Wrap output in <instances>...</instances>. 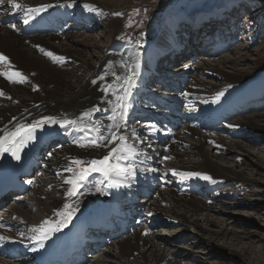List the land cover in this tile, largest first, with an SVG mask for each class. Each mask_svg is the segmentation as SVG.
<instances>
[{
	"label": "bare ground",
	"instance_id": "bare-ground-1",
	"mask_svg": "<svg viewBox=\"0 0 264 264\" xmlns=\"http://www.w3.org/2000/svg\"><path fill=\"white\" fill-rule=\"evenodd\" d=\"M16 2L20 3L22 7L26 6L28 8H38L41 5H47L48 7L39 13L26 17L24 11L15 9L9 0L0 3V53H3L10 61V63L0 62V91L3 92V94L0 95V115L4 116L0 118V136H4L7 132H12V127L17 128L18 125L31 124L46 116L56 117L61 121L75 120L77 124L76 126L69 125L57 130L39 141L34 149H31L30 153L34 152L37 156L41 157L40 160L36 161L38 164V181L44 179L43 177L41 178L40 175H48L52 170L56 171L60 176L53 186L56 187V190H60V195L58 197H52L46 204L43 209L45 210V217L40 224H36L29 220L27 210L18 206H12L13 204H10L1 211L0 237H4L5 239H0V264H24L27 262V259L28 262L33 264H56L54 262L56 253L65 251L69 245L78 246L83 242H85L88 247L85 249L82 260L77 264L87 263L90 254L95 252L92 249L93 245L100 243L105 246H116L118 248V253L113 254L119 259L118 261L120 264H128L131 262V259L138 261L137 258L142 259L137 262L138 264H148L146 260L151 258L154 264H166V259L164 258L166 254L165 249L159 246V240L148 235L151 232L149 228L154 224L152 218L160 220L165 216L164 213L169 211L178 218L185 220L184 213L186 211L180 213L178 209H186L187 207L195 212L194 214L191 213L194 219L192 217V219L189 220L196 226L201 228L199 219L207 218V215H205L208 209L207 204L200 203L195 197L193 198L190 196L188 192L189 189L186 187L188 183L194 185L195 181L206 179H204L202 175L184 178L179 174H207L212 178L210 180L212 184H217L223 180L229 179L227 176L231 174L235 177H243V172L229 171L227 167L213 159V156L216 157V155L212 150L208 148L205 149L204 143L206 141L215 142L216 137L213 138L214 136L212 137V134L210 135V133L199 130L196 121H192L186 125L185 131L183 129L174 131L172 128L169 129L165 125L161 127L147 124L149 127L147 132L150 133V135L155 136L158 133L166 134L168 138L167 142H169L171 146L172 143L175 142V146L168 157L172 166L169 171H165L155 165L156 162L149 157V154L141 152V145L145 142L143 140H146V138L137 136V133L134 131L128 133L129 135H125L122 122H115L112 119L114 116L116 118L119 117L118 113L120 112L117 106L111 107L122 97V93L128 84V78L133 76L134 73L137 86L132 90V95L129 97V103L132 107L128 110V115L130 116L134 113L141 112L140 110H145L149 115H151L150 112H154L155 114L162 112L158 108H163L165 105L160 100L166 101V99L161 97L157 91L147 88L145 81L154 73L158 74L155 68L156 60L160 59L170 48L174 47L175 53L181 54V50H179L182 47L180 44L181 38L174 33L176 22L167 23L164 28V34L157 37L155 44H152L144 53H139L136 45L131 41L124 43L116 42L110 47L103 49L104 58L101 57L98 63L92 64V56L87 57L85 52L82 51V48L88 41H95L94 45L97 48L101 47V45L98 46L95 35L88 34L94 30V28H87L89 32L86 31L83 35H79L74 39V41L79 44V47H74L73 44L60 41L62 34L57 31V28H59L61 31L65 29V32H69L68 28L70 29L71 26L64 28V26L60 27L56 24H63L66 21V25L68 26L67 19L69 16H73L72 13L69 15L68 13L75 5L79 8L77 13L78 18L88 22L95 17V13L100 11V5L103 4L97 0H16ZM103 2L106 3V0H103ZM222 11L223 10L217 8L214 10V13L198 12L187 16L186 18L188 22H190V27L187 29H192L191 26H195L196 28L203 25L205 26L206 24V26H208L212 19L222 15ZM74 16H76V13ZM6 19H11V21L15 22L10 25H5L4 21ZM25 19L28 20L27 23L24 22ZM12 25H15V28L11 27ZM37 25L53 33L48 32L49 34L46 36L41 35V33H39L41 30L37 28ZM23 28H25L24 31ZM212 29L213 28L209 27V29L207 28L206 30ZM28 31L32 32L30 33ZM203 32L204 30L201 31V29L194 31L189 30L188 34L197 35L199 39L188 38L185 44L195 47L194 49L200 48V51H204L203 49L206 47L207 39H203V36H205ZM68 38L70 39L73 37L70 36ZM208 43H210V39ZM212 43H214V41H212ZM227 43L228 41L220 42L219 39V43L215 44L217 46L216 51L219 52L226 48L225 44ZM73 52H75L81 60L74 57L73 55L75 54ZM47 53H52L53 55L49 56ZM174 57H176V55H174ZM75 58L81 62L76 65V68H85L86 71L90 72V75L88 74V76L82 77L75 69L69 70L67 68L69 62L77 61ZM168 59L171 60L170 57H168ZM190 60L191 59L186 60L182 64L183 66L169 73L173 75V77H179V75L183 73L188 75L189 72L198 70L197 64L192 63ZM234 62V60L223 61V63L226 64H233ZM198 65L203 67L204 64ZM204 68L208 69V73L222 74L220 71L215 70L219 69L217 66L211 67L208 65L207 67L206 65ZM231 68H235L234 65ZM15 71L23 73L24 76L27 77V80L23 82L13 81L9 80L7 76L3 74ZM185 75L183 77H185ZM154 77L155 76L152 78ZM74 78H76L77 84H74V81L72 83ZM247 78L250 77L244 76L241 72H237L230 75L229 80L231 82H239ZM258 80H248L249 86L240 88L243 90L246 89L247 92L251 89L250 85L254 86L258 84ZM36 83L42 85L41 93L35 91L34 86ZM165 85L167 88L172 89L174 93H177L176 95H170L171 99H177V97L186 95L183 99V105L184 107H190L193 112H184V114L190 113L196 118L205 116L209 113H219L223 108L222 105L225 104L227 99V90L221 91L223 95L220 96L218 100L216 99L217 95H207L206 85L199 93L197 92L198 87L193 88L191 85L186 87L182 84L179 85L173 82H166ZM260 87H264V79L260 82ZM105 89H107V91H105ZM140 91H142L143 94L140 98L141 102L138 103L133 99L138 97ZM17 94H19L22 99L18 98L16 96ZM248 94L249 96L252 95V99H258L264 96V90L255 89L249 91ZM13 98H15L14 101H12ZM9 102L11 103L10 105H8ZM257 104L258 105H256V103L253 104V107L251 106L252 104H249L248 107L251 106V109L258 111L257 108L261 106L262 103L259 102ZM246 105L247 102L245 105H242L240 109L231 108L227 112L224 110L216 119H213V121L208 124V127H214L217 124L219 125V123L224 124L222 120H226L229 114H233L236 111H243V107ZM93 109L98 110L92 111L90 117L86 116L88 120L84 122L79 120L82 114ZM243 122H245L248 128H252L258 133L264 131V126L261 125L263 122L255 121L253 116L246 117ZM49 125L53 124H45L44 127ZM224 125L227 128L233 125L238 126L237 123L229 124L228 122ZM40 129L42 128L36 129L35 132ZM95 129H99V131H94ZM185 132L186 134L188 133L187 135L196 136V138H194L196 141L189 144L184 141L185 139L179 138V136ZM113 134L117 137H123L124 139L111 140L110 138ZM221 134L217 135L218 140L223 137ZM126 136L131 137L127 139L128 137ZM93 140L96 141V144L90 143ZM127 140L129 144L132 143L131 145L135 146L131 148L135 150L136 155L129 159H121L119 161L116 159L113 160L112 163L114 165L118 164L119 167L129 169V172L124 176H112V179L120 184L119 187H109V179L105 178L102 172H93L90 178L83 182V187L78 195L73 199H66L68 190L71 187L66 181L75 176L77 168L80 166L76 164L75 161L83 158H88V160L101 158L112 148L125 145ZM60 144L66 146L60 152H57L55 148ZM237 145L242 148L241 144L237 143ZM217 146L219 145L217 144ZM51 152H53L52 156L54 159H52L54 163L50 165L46 159L50 158L49 153ZM122 154L127 155L128 153L124 152ZM31 155L33 156V154ZM189 155L199 157L200 160L197 162L194 160L190 161L192 165L189 167L184 164H174L175 161L179 162L185 158V156ZM11 156L12 154L10 152H4L0 155V166L10 159ZM260 163L262 164L263 162L260 161ZM51 166L53 167L50 168ZM69 167L73 168L74 171H67L66 169ZM228 171L230 173H228ZM156 179H160L165 187L161 189L157 188L155 185ZM32 180L34 182V179ZM97 188H99V191ZM138 189H140L139 192H143L145 195H148L150 190L153 189H156L159 194L156 203L155 200L152 201L150 198L146 202L148 208L151 209L149 211L146 210V213L142 212V214L145 215V221L136 220L133 223H129V221L126 220L129 214L125 211L129 210L130 213H136L142 206H145L139 201L135 203L134 199L129 198V195L131 196L132 193L131 191ZM29 192H32V189ZM29 195L30 193L26 194L23 199L27 198ZM44 195L45 191L39 190L35 201H41ZM11 196L9 198H11ZM12 198L15 199V195H13ZM125 203H127V206L125 205L126 207L124 208L128 209H125L124 212L119 211L120 206V209L123 210L122 204L124 205ZM65 204L71 205L70 210H74L71 221L67 226H60L59 230L49 232L48 238L43 242V246H41L38 240V230L40 226L47 220L51 223L45 227L55 229L62 219L59 213L64 210ZM171 204L175 205L176 208H170L172 206ZM5 212L11 216L8 217V214L4 215ZM4 216H6V218H4ZM231 222L230 220L229 223L231 224ZM212 223L216 224L217 221H212ZM229 223L227 224L229 225ZM234 223H237V221H234ZM94 227H98L101 234H95L94 237H91L90 229ZM25 230H30V232H25ZM124 230H127V232L130 231V235H128L127 239H118L115 242L109 243L108 236L111 235L112 232L121 236L126 232H124ZM250 230L246 228L244 230L239 229V231L237 229L232 230L233 237L235 238V236H237L235 238L237 242H241L243 239L247 240V238L253 236ZM141 242L143 245L140 244ZM90 243H92V247L89 248ZM151 244H154V247L150 249L151 253H143L142 250ZM242 250L243 249H241V251L236 250V252H238L239 255H243ZM18 257L22 258L20 259L22 261H16ZM96 259V264L107 262V259L104 258V254L102 253L99 254ZM108 261L113 264L117 263L110 259H108Z\"/></svg>",
	"mask_w": 264,
	"mask_h": 264
},
{
	"label": "rangeland",
	"instance_id": "rangeland-1",
	"mask_svg": "<svg viewBox=\"0 0 264 264\" xmlns=\"http://www.w3.org/2000/svg\"><path fill=\"white\" fill-rule=\"evenodd\" d=\"M97 1L103 5H100V11L95 13V17L93 19H90L88 22L86 21L88 26L86 25V22L78 18L77 13L79 8L77 5L73 6L68 13V15L71 13L74 15L76 13L77 19L74 16H69V20L67 19L68 26L66 25V21L63 24H56L60 27L64 26V28L69 27V25L71 26L70 29L68 28L69 32H65V29L61 31L59 28H57V31L62 34L60 41L73 44L74 47L79 45L74 41V39H76L79 35H83L87 31V28H94L91 32H87H89L88 34L95 35L97 40L96 42H98V46L101 45V47L97 48L94 45L95 41H88V43H86L82 48V51L85 52L87 57L92 56V64L98 63L101 57L104 58V52H102L103 49L110 47L116 42L124 43L131 41L136 45L139 53H144L152 44H155L157 37L164 34L165 25L174 21L176 22L174 33L181 38L180 44L182 47L179 49L181 50V54L175 53V49L172 47L165 52L160 59H158V61L156 60L155 68L158 71V74L154 73L152 76L147 78V80L150 81L147 88L150 86L152 90L158 91L160 95L165 94L164 92H170L165 91L166 85L164 82L166 81L167 83L173 82L183 85L186 84L187 86L191 85L193 88L198 87V93L206 85V92L209 96L217 95L223 90L228 91L226 102L222 105L223 108L219 113H209L199 118L193 117L194 115L190 113L184 114V112H193L190 107L181 108L184 106L183 99L186 97L185 95L177 97V99H171L170 96L168 98H164L166 101L160 100L165 106L163 108H158L162 111L159 112V114L150 112L151 115H149L145 110H140L141 112L134 113V116L127 115L126 119H121L120 116L115 118V120L113 119L115 122H122V128L125 135L134 131L137 133V136L146 138V140H143L145 142L141 145V152L149 154V157L154 159L153 161L156 162L155 165L165 171H169L172 166L168 157L169 153L175 146V142H173L171 146L170 143L167 142L168 138L166 134L162 133H158L155 136H147L146 132L149 130L147 124L161 127L165 125L169 129L171 124H176V126L172 127L174 131L181 129L185 131L186 122L188 125L190 122L196 121L198 123L199 130L210 133V135L212 134L211 136H214L213 138L216 137L215 142L206 141L204 143L205 149L208 148L212 150L216 155V157L213 156V159L223 164L229 171L243 172L242 178L235 177L231 174L227 176L229 179L223 180L217 184H212L210 180H197L194 185L187 182L188 184H186V187L189 189V195L193 198L195 197L200 203H206L208 206L205 214L207 215V218L199 219L201 228L190 221L193 217L191 213L194 214L195 212H193V210L189 207L186 209H178L180 213H184L186 211L184 213L185 220L178 218L168 210V212L164 213L165 216L160 220L152 218V222L154 221L155 223H153L156 225L154 226L153 224L149 228L151 232L148 235H151L156 240H159V246L165 249L166 254L164 258L166 259V264H264V131L258 133L254 129L248 128L245 122H243L246 117L253 116L255 121L263 122L261 125L264 126V96L250 101V104L256 103V105H258L257 103L261 101V106L257 108L258 111L251 108V110H248L247 107H244L246 110L230 114L226 120H222L224 124L227 122L229 124L237 123L238 126L233 125L230 128H227L224 124L219 123V126L208 127V124L211 123L213 119H216L224 110L227 112L231 108L240 109L242 105H245L248 100L252 99V95L249 96L248 94L249 91L255 89L264 90V87H260V82L264 79V0H106V3H104L103 0ZM168 3V8L165 11L160 12L161 7ZM217 8L223 10L222 15L212 19L208 26H206L207 24L205 26H199L198 28L191 26L194 30H204L203 33H205V36L209 35L210 37V35L213 34V37L210 38V40L214 38V43H208L207 41L206 47L203 49L204 51H200V48L194 49L195 47L185 44L188 38L199 39L197 35L188 34V31L191 29H187L188 19L186 17L198 12L214 13V10ZM209 27L213 29L206 30L207 28L209 29ZM232 28H234V32L230 31ZM48 32L49 31H39V33L44 36L49 33H53ZM70 36L73 38L69 39L68 37ZM220 38H222L220 42L228 41V43L225 44L226 48L220 50L218 53H215V48L217 49L215 44L219 43ZM73 53L76 55H73L74 57L81 60L75 52ZM174 55H176V57H174ZM168 57H170L171 60H169ZM189 59H191L190 61L192 63L197 64L198 70L191 71L188 75L183 73L179 75V77H173V75L169 73L170 71L183 66L182 64ZM227 60H234L235 62L233 64L223 63V61ZM80 63L81 62L78 60L76 62H69V66L67 68L69 70L75 69L82 77L88 76V74L90 75V72L86 71L85 68H76V65ZM198 64L204 65L201 67ZM206 65L207 67L208 65L211 67H219V69L215 70L220 71L222 74L208 73V69L204 68ZM233 65L235 68H231ZM237 72H241L244 76H249L250 78L239 82H231L229 80L230 75ZM184 75L185 77H183ZM153 76L155 77L152 78ZM256 79H259L258 84L254 86L250 85L251 89L247 92L246 89L243 90L240 88L243 86H249L248 80ZM73 81L74 84H77L76 78L72 80V83ZM127 86L128 84L122 93V97L117 101V103L113 106L111 105L112 107H109L113 108L114 106H117L119 108V112L122 111L119 105L123 102ZM34 87L35 91L39 93L42 92L41 84L36 83ZM142 94L143 92L140 91L138 97L133 100L140 103ZM174 94L177 93H174L172 90L171 93H168L167 95ZM16 96L22 99L19 94ZM14 100L15 98L12 99V101ZM129 102L130 99L128 98L127 103ZM10 104L11 103L9 102L8 105ZM251 106L253 107V104ZM179 113L184 115L185 122L181 121L183 116L178 115ZM177 115L179 118L175 117ZM1 117L4 116L0 115V118ZM194 118L196 119L194 120ZM79 120L84 122L88 120V118L82 114L79 117ZM202 124H205L207 127L201 126ZM12 129L13 131L16 130L15 127H12ZM187 134L185 132L184 134H181L179 138L185 139L184 141L189 144L196 141L194 139L196 136ZM219 134L223 136V139L221 138L222 140L217 139V135ZM126 137L129 139L131 136ZM164 137L167 139L165 142H161ZM237 143L241 144L242 148H240ZM131 144L128 143V140L125 143V145L130 148L135 147ZM217 144L219 146H217ZM65 146L66 145L64 144H60L55 148V150L60 152ZM111 150L107 151L105 155H108ZM53 152L49 153L50 158L46 159L50 165L51 163H54V158L52 156ZM193 160L197 162L200 158L195 157L194 155H189L185 156V158L179 162L175 161L174 164H184L189 167L192 165V162L190 161ZM79 161H82L83 163L79 164L80 166L77 168L76 174H78L81 168L88 167L90 164L89 162L92 160L83 158L79 159ZM260 161L263 163L261 164ZM52 167L53 166L50 168ZM229 171L228 173H230ZM40 176L41 178H44L41 181H38V174L34 176L35 179L33 182V189L32 192H29L30 195L27 198L23 201L20 200L18 202L11 203L13 204L12 206H18L27 210L29 220L35 222L36 224L43 222L45 217V210L43 209L46 204L52 199V197H58L60 195V190H56V187L53 186L60 176L56 171L52 170L48 173V175ZM89 178L90 175L87 180ZM155 184L159 187V189L165 187L162 181H156ZM39 190L45 191V195L41 201H35ZM139 190L140 189L131 191L132 193L135 192L132 196L137 195L136 198L140 200L141 204L145 205L142 207V211L147 212L151 208H148L146 202L150 198L152 201L155 200L156 203L159 192H154L153 189L150 190L152 192H149L148 194L149 196L151 194L150 197H144L143 194L136 193L139 192ZM77 195H67L66 199H73ZM129 198L133 199L130 195ZM126 204L127 203L124 205L122 204L123 210L120 209V206L119 211L124 212L125 209H128H124V207L127 206ZM171 205L172 206L170 208H176L175 205ZM125 212L130 214L129 210ZM7 214L8 213L5 212L4 215ZM131 214H134V216L128 217L132 218V221L134 222L138 218H141L137 217L140 215L139 212ZM10 216L11 215L8 214V217ZM4 218H6V216H4ZM142 218L145 219V216ZM230 220L232 221L231 224L229 223ZM212 221H217V223L213 224ZM234 221H237V223H234ZM227 223H229V225ZM94 228H97L96 230H98V227ZM245 228L247 230L251 229L250 231H252L253 236H255H251V238H247V240L243 239L241 242H237L235 240L237 236H235V238L233 237L232 230L237 229L239 231V229L244 230ZM25 232H30V230H25ZM124 232V235L115 237L111 242H115L118 239H127L128 235H130V231L127 232V230H124ZM140 244L143 245L142 242ZM153 247L154 244L148 245L142 251L143 253L149 254L151 253L150 249ZM241 249H245L244 251L242 250L243 255H239L238 252H236V250L241 251ZM98 252L95 251L91 253L89 259H87V263L85 264H96V258L101 253L104 254V258L107 259V262H103L102 264H113L111 262L109 263L108 259L116 261V264H120L118 261L119 259H117L113 254L118 253V248L116 246L110 247L103 245ZM20 259L22 258L18 257L16 261H22ZM137 259L138 261L142 260L140 258ZM26 261V264H33L28 262V259ZM130 261L131 262L128 264H138L137 260L135 261L134 259H131ZM146 261L148 264H154L152 258L147 259Z\"/></svg>",
	"mask_w": 264,
	"mask_h": 264
},
{
	"label": "snow or ice",
	"instance_id": "snow-or-ice-1",
	"mask_svg": "<svg viewBox=\"0 0 264 264\" xmlns=\"http://www.w3.org/2000/svg\"><path fill=\"white\" fill-rule=\"evenodd\" d=\"M9 2L13 5L15 9L22 10L25 13V16H32L33 14L39 13L40 11L47 8V5H41L38 8H28L26 6H23L20 3H17L16 0H9ZM25 23L28 22L27 19L24 21ZM11 27L15 28V25H12ZM49 56H52V53H47ZM62 59V58H57ZM0 62H7L10 63L8 57H6L3 53H0ZM7 76L9 80L23 82L27 80V77L24 76L23 73L19 71L15 72H9V73H3ZM135 73L133 76L128 78V86L125 91L123 102L120 103L119 107L122 109L118 115L121 119H126L128 115V110L132 107L130 103H127L128 98L132 95V90L137 86L135 79H134ZM107 91V89H105ZM3 92L0 91V95H2ZM223 95V92H220L217 94L216 99L218 100L220 96ZM98 109H93L90 111H87L84 113V116L90 117L92 115V111H95ZM115 116L112 117V119L115 120ZM45 124H59L62 128L67 127L69 125L76 126L77 121L75 120H58L56 117L46 116L43 117L40 120H36L31 124L27 125H18L15 131L7 132L4 136H0V155H2L4 152H10L17 160H19L20 152L22 149L26 146V144L35 139V130L38 128H43ZM80 130V129H77ZM94 131H99V129H95ZM111 140H123V137H117L116 135H112ZM91 144H96V141L93 140L90 142ZM127 152V155H123L122 153ZM115 154V155H114ZM136 155L135 150L133 148L128 147L127 145L118 146L117 148H113L108 155H105L100 160H92L88 167L81 168L74 177L69 178L66 182L71 185V187L68 190L69 196H75L79 193L80 188L83 186V182L87 180L88 176L91 175L93 172H102L105 176V178L109 179V187H119L120 184L115 182L112 179V176H124L129 172V169L119 167L118 164L114 165L112 163L113 159H116L117 161L121 159H129L130 157H134ZM76 164L83 163L82 161H75ZM69 172H73V168L69 167L66 169ZM134 175V173H133ZM184 178L191 177V176H203L206 180H211L212 178L208 176L207 174H201V173H180ZM99 191V188H97ZM71 205L65 204L64 210L59 213V215L62 217V219L57 224L56 228L53 229L51 227H45L46 225H49L50 221H44L43 225L39 228V236L38 240L41 246H43V242L48 238V234L51 231L59 230L60 226H67V224L71 221L72 216L74 215V210H70ZM151 215V214H150ZM0 239H5L4 237H0Z\"/></svg>",
	"mask_w": 264,
	"mask_h": 264
},
{
	"label": "water",
	"instance_id": "water-1",
	"mask_svg": "<svg viewBox=\"0 0 264 264\" xmlns=\"http://www.w3.org/2000/svg\"><path fill=\"white\" fill-rule=\"evenodd\" d=\"M95 160H99V159L96 158Z\"/></svg>",
	"mask_w": 264,
	"mask_h": 264
}]
</instances>
